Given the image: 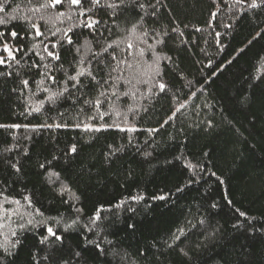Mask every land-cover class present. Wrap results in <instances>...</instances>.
Masks as SVG:
<instances>
[{"label": "trees", "instance_id": "obj_1", "mask_svg": "<svg viewBox=\"0 0 264 264\" xmlns=\"http://www.w3.org/2000/svg\"><path fill=\"white\" fill-rule=\"evenodd\" d=\"M24 3L13 0L12 8ZM159 7L156 23L148 27L158 31L175 27L183 36L173 33L176 39L160 53L171 56V61H162L170 86L167 96L146 99L138 94L135 100L122 97L117 101L122 114L129 106L140 108L135 117L128 114L136 132L115 127L82 131L74 125L105 121L127 125L109 104L103 105L110 114L104 121L92 120V110L79 102L75 106L62 100L49 103L48 93L31 79L32 91L26 89L23 95L11 93L14 85L10 82L0 83V123L34 125L47 120L69 124L39 131L0 129V192L9 200L21 201L19 205L5 203L9 213L17 214L0 219L4 225L0 244L6 238L20 241L9 264H34L33 255H44L45 246L33 235L36 230H21L33 216L25 196L32 198L35 209L45 217H62L69 224L79 218V224L63 233L66 256L82 250L78 264H264V231H256L236 211H245L255 228L264 229V12L240 8L233 17L221 6L209 27L210 12L217 11L212 0H161ZM224 23L232 27L225 28ZM216 31L221 34L222 49ZM67 58L71 61L72 56ZM41 101V114H19L26 105L37 106ZM181 102L186 107L178 118L149 134L147 130L158 128ZM73 144L76 154L67 155ZM53 156L58 158L53 160ZM189 161L204 164L207 171L201 173L199 182L187 186L190 174L184 164ZM13 162H18L20 172L11 168ZM48 172L58 177H49ZM178 187L184 190L177 192ZM136 195L146 199L136 203L130 199ZM153 195L167 199L153 200ZM212 203L217 208H211ZM76 208L82 211L77 213ZM97 212L101 219L91 225L90 217ZM177 228L186 233L182 242L170 236ZM89 240L99 242L105 252L100 254Z\"/></svg>", "mask_w": 264, "mask_h": 264}, {"label": "snow or ice", "instance_id": "obj_2", "mask_svg": "<svg viewBox=\"0 0 264 264\" xmlns=\"http://www.w3.org/2000/svg\"><path fill=\"white\" fill-rule=\"evenodd\" d=\"M12 2L13 0H0V83L10 82L14 85L10 89L11 93L23 95L26 89L32 91L31 79L40 91L48 93L49 103L54 105L62 100L75 106L79 102L92 110L89 119L99 121H104L105 115L109 114L106 113L103 105H112L113 112L118 117L122 116L127 126H121L115 122L109 125L105 121L103 124L76 123L74 127L85 132H100L115 127L118 131L128 133L138 130L135 125L128 123V114L131 113L135 117L139 114L140 108L129 106L122 114L117 101L122 97H131L135 100L138 94L146 99L157 94L168 95L170 86L164 79L162 61H171V56H163L160 53L168 47L169 41L176 39L173 33L177 36H183V33H178L175 27H172L170 31H158L148 27L156 23L161 0H26L23 7L16 5L15 8H12ZM212 4L216 6L217 11L210 12L209 27H213L212 21L217 20L221 6L232 12L233 17L237 15L240 8H244L245 12H264V0H212ZM9 9L13 14L9 15ZM223 26L231 28L232 24L224 23ZM196 31L201 29L197 28ZM256 35H261V32ZM215 36L218 46L222 49L223 45L219 43L221 34L216 31ZM68 55L72 56L71 61L68 60ZM65 63L69 64L68 68L64 67ZM208 67H211V64ZM193 95L194 93L187 94V96ZM43 107L44 101L37 106L28 104L19 114L25 117L41 114ZM185 107L186 105L181 102L172 108L158 128L153 127L147 130L149 134L159 132L165 125H169L172 120L178 118L177 114ZM84 110L83 107L80 108L81 113ZM144 110L147 111V109ZM59 115L63 116L64 113ZM22 127L39 131L68 128L69 124L67 122L48 123L47 120L43 124L34 125L0 123V129L19 130ZM208 127H212L211 122L208 123ZM76 152V145L73 144L66 154L75 155ZM24 155H27V152ZM204 155L207 156L208 153ZM57 158L53 156V160ZM17 163H11V168L20 172L21 169L17 167ZM40 167L45 166L41 164ZM184 167L190 174L187 186L199 182L202 179L201 173L207 171L206 166L200 162L189 161L184 164ZM212 175L216 176V173L213 172ZM48 176L58 177V173L48 172ZM216 178L219 181V177ZM183 190L179 187L176 189L177 192ZM130 199L139 203L146 197L136 195ZM151 199L164 201L167 197L153 195ZM24 200L27 201V207L33 209V216L26 221V224L21 225V230L35 229L33 235L39 237L38 244L45 246L41 249L43 256L33 255L34 264H41V262L43 264H78L82 250L69 251L66 256L63 249L65 240L63 233L79 224V218L73 219L69 224L64 222L62 217L60 219L45 217L43 212L35 209L31 197L25 196ZM5 203L19 205L21 201L9 200L7 195L0 192V209H3L0 219H8L17 214L9 213L4 207ZM217 206L216 203L211 204L213 209ZM130 210L135 211V209ZM75 211L80 213L82 210L76 208ZM236 211L238 217L248 221L256 231H264L252 225L245 211L239 209ZM36 216L41 218L37 220ZM20 218L23 219L22 216ZM100 219L97 212L90 217V224L95 225ZM200 223L204 222L200 221ZM3 227L4 225L0 224V228ZM129 227L134 228L135 225L130 224ZM233 227L238 228L240 225L234 224ZM40 229L43 230L40 231ZM10 235L15 238L17 232L11 231ZM170 236L180 241L181 236H186V233L182 228H177L176 233ZM19 243L18 238L13 240L6 238L5 242L0 244V264H9V257L15 255L14 250ZM88 244L97 249L100 254L105 252L99 242L89 240ZM168 247L172 248L174 245L168 244ZM175 247H179V244ZM181 252L185 256L188 255L183 249ZM139 255L144 257L145 253L140 252Z\"/></svg>", "mask_w": 264, "mask_h": 264}]
</instances>
